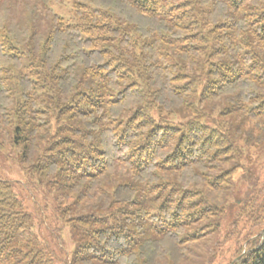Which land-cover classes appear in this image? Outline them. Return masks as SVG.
Segmentation results:
<instances>
[{
	"label": "trees",
	"instance_id": "obj_1",
	"mask_svg": "<svg viewBox=\"0 0 264 264\" xmlns=\"http://www.w3.org/2000/svg\"><path fill=\"white\" fill-rule=\"evenodd\" d=\"M262 146L264 0H0V150L75 238L0 176V264H175ZM251 217L229 264H264Z\"/></svg>",
	"mask_w": 264,
	"mask_h": 264
},
{
	"label": "rangeland",
	"instance_id": "obj_2",
	"mask_svg": "<svg viewBox=\"0 0 264 264\" xmlns=\"http://www.w3.org/2000/svg\"><path fill=\"white\" fill-rule=\"evenodd\" d=\"M53 8L59 10L57 4H53ZM16 151L12 152L8 147L0 150V176L10 180L15 190L24 196L35 219L43 217L42 223L38 225L41 234L51 237L50 231L54 228L64 247L63 252L70 253L75 244L72 231L64 226L59 229L56 227V222L53 221L55 213L53 196L50 191L29 181L17 160L18 151ZM251 157L254 161L252 172L255 183L247 184L242 177L236 176L230 192L220 197L228 206L229 215L223 218L215 234L186 249L185 256L178 257L175 264H229L230 258L238 248L241 235L251 226V216L264 209V146L257 151L253 150ZM233 201H236L238 206L234 205ZM232 219L236 220L235 225L230 224ZM257 230V227L253 228L254 232ZM245 244L244 242L243 246ZM158 264L166 263L161 261Z\"/></svg>",
	"mask_w": 264,
	"mask_h": 264
}]
</instances>
